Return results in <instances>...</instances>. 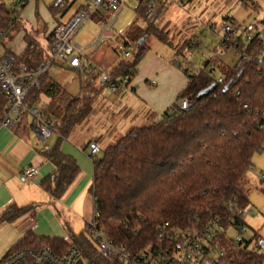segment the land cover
<instances>
[{"label":"trees","instance_id":"1","mask_svg":"<svg viewBox=\"0 0 264 264\" xmlns=\"http://www.w3.org/2000/svg\"><path fill=\"white\" fill-rule=\"evenodd\" d=\"M137 1L139 19L146 20L149 5L157 0ZM68 7L66 0L49 1L54 16L66 12ZM262 25L263 32L250 42L237 39L241 58L233 67L209 61L192 75L175 60L173 64L189 78L178 102L161 115H151L148 125L130 128L101 157L93 156L94 210L99 213L97 222L108 240L137 256L166 249L186 232H205L218 225L206 239L211 246L227 252L225 264H264V241L257 233L254 241L260 246L258 251L251 249V242L245 239L236 243L227 236L231 228L242 226L246 230V223L236 213L250 204L243 192L245 177L254 154L264 150V129H260L264 125V19ZM21 30H25L27 47L21 56L13 55L14 65L16 69L23 66L30 73L37 72L52 60L53 36L46 38V29L29 30L17 13L0 1V41L5 36L13 39ZM151 36L171 43L153 23L144 28L134 24L127 43L132 46L134 59L119 63L106 84L131 83ZM144 37L146 40L139 45ZM50 68L39 78L40 88L29 90L28 105L43 106L47 116L61 123L59 143L40 152L54 167V173L42 180V188L57 201L80 174L78 162L61 150L60 142L95 113L101 90H95L91 83L79 95H72L53 79ZM218 68L220 74L216 77ZM219 78L223 81L219 82ZM213 84H217L216 89L198 100V94ZM188 96L191 110L180 105ZM6 104L0 93V118ZM36 214L34 205L12 204L0 213V223L34 218ZM166 224L168 228L163 229ZM44 246L58 256L78 248L82 252L81 264H120L101 257L85 231L71 240L29 231L0 264L15 252L37 251Z\"/></svg>","mask_w":264,"mask_h":264},{"label":"crops","instance_id":"2","mask_svg":"<svg viewBox=\"0 0 264 264\" xmlns=\"http://www.w3.org/2000/svg\"><path fill=\"white\" fill-rule=\"evenodd\" d=\"M49 1L50 0H32L26 8L21 11L20 15V19L29 30L36 31L46 29V38L52 34L58 25L66 23L73 14L79 10L82 3V0H66L69 6L68 10L54 16L49 9ZM168 2L171 5L169 8L166 7ZM261 2L264 3V0H222L221 4L220 0H204L203 3L206 4L205 7L204 4L196 6L194 0H181V2H176L175 0H157L160 12L153 24L166 33L171 43L166 44L153 36L154 40H152L148 46L146 45L147 52L137 67L135 77L130 84L125 83L121 85L120 89L117 91V93H119L121 88L124 87L126 93L120 94L116 97L115 102H109L106 98V100L103 101V105L99 106L100 109L106 110L107 116L104 117L107 121L112 120V122L108 124L107 129H104L98 136L87 141L80 139L71 140V136H74L73 133H75L76 127L70 134L69 138L62 139L60 142L61 150L78 162L80 174L61 200H53L52 197L42 188V180L54 173V167L40 154L42 150H49L59 143V138L61 137L59 132L52 133L43 145L38 144L31 128L32 117L29 115L26 116L23 122L14 130H1L0 213L12 204H16L19 207L34 205L37 208V214L34 218L24 217L14 223H1L2 225H8L11 227V232H8V237L6 239L11 240L12 242L6 247L5 251H10L29 231H34L39 236L67 240H71L73 236L81 232H87V225L92 221L94 215V197L91 192L93 186L94 165L90 145L96 143L100 147V142H103L107 136L117 137L120 134L119 130L121 125L124 123V120L120 118L121 115H124L126 120L129 117L135 119L140 115L149 119L153 114L161 115L165 113L178 102L179 96L188 85L189 78L181 69L175 66L173 62L175 60L179 61L184 69L187 68L188 72L193 74L192 71L194 64L189 62V58L197 48L194 42L199 41L197 34L200 31H202V35L210 33V37L212 40L214 39V50L212 51L207 52L209 49H207L208 47L204 43L205 47L202 50V55H204L203 58L205 61L202 68L209 61H214L213 59L215 58H218L219 60L217 62L218 66L233 67L236 65L241 58V54L233 59L234 57L232 56V53H229L226 55V61L224 58L220 57L223 53L220 55H217L216 53V48L222 45L221 34L217 35L213 32V29L217 30L218 22L216 21L224 18V25L235 24L240 27V30L243 33L241 39L245 42L247 36H256L263 32V25L262 30H260V27H256L257 20L253 19L254 13L249 12L252 10L257 12L262 10ZM224 4L226 9L222 6ZM173 5H177L181 9L172 10ZM182 8L188 12L184 11ZM213 8L219 10V16H217L216 13L213 17L211 16L210 9ZM164 9L165 11H163ZM241 10H246V13H249L248 17L251 18L253 24L250 28L241 27L239 25L237 18H240L239 11ZM194 11H199V15H197V13H191ZM124 12L125 7H123L121 15ZM203 15L205 16L203 17ZM120 18L117 24L120 22ZM98 20V15L91 19V21H94L98 26L100 35L101 29ZM247 22L248 21H246V24ZM134 24L138 25L140 28H144L149 23H146L145 21L140 23L134 22L130 27L124 29L125 31L123 32H128L123 39L124 45L128 43L129 31ZM187 26H190V28L192 27L193 37H190L185 41L182 40L179 47L175 48L174 45H172V40L176 34L175 32H180V28H185L186 30ZM24 36L25 30H21L12 40L13 43L17 44V48L21 50L20 53L17 54L13 52L17 56H21L27 47ZM216 36L219 38L218 41ZM114 37L115 29L112 33L106 34L104 39L111 41ZM91 44H88L86 47L93 49L99 46L92 47ZM213 47H210V49ZM83 49L85 50V48ZM176 54L179 56H176ZM185 59L188 63H186L187 61H184ZM228 61H231L232 63H229ZM52 67H54L57 72H70L81 75L78 69L63 67L59 62H56ZM111 74L112 72L102 80V86H100L101 89L109 86V84H106V80L112 79ZM96 78L97 77L94 75L86 77L85 85L81 87V89L92 83V87L95 90H98V86L94 85ZM53 79L59 82L54 77ZM74 81L75 79H72L68 85H65L63 81L59 83L70 92L68 86L73 85ZM119 98L121 100H118ZM45 101L48 102L49 100L45 98ZM117 116L119 118L118 121H116ZM52 135H54V137L49 142ZM30 166L39 168V176L34 181L22 183L20 181V174L24 169ZM253 214L254 213H252V215Z\"/></svg>","mask_w":264,"mask_h":264},{"label":"built area","instance_id":"3","mask_svg":"<svg viewBox=\"0 0 264 264\" xmlns=\"http://www.w3.org/2000/svg\"><path fill=\"white\" fill-rule=\"evenodd\" d=\"M0 1L14 10L20 17L23 8L32 0ZM123 2L124 0H82L79 10L66 23L58 25L52 32L53 42L50 49L52 60L48 64L42 65L37 72L30 73L23 66L16 69L13 55H17L7 49L0 50V93L7 100L5 114L0 118V131L14 130L29 115L32 117L31 128L38 144L43 145L52 133H58V128L61 125L59 120L47 116L43 106L29 107V90L40 88L39 78L56 62H59L63 67L75 68L85 74L88 70V66L85 64V51L76 43L75 35L87 21L98 15L101 31L91 46L99 45L105 35L112 33L115 29L123 10ZM159 12L157 2L150 4L146 14L147 23H153ZM223 31L222 47L237 50L239 47L237 39L243 36L241 30L232 24H225ZM1 35L3 36L4 33L1 32ZM252 37L247 36L245 41L250 42ZM194 44L199 45L200 43L195 42ZM121 52L126 59L133 56L131 45L126 44ZM248 61L251 62L252 59ZM177 63L180 62L177 61ZM222 81L219 78V82ZM108 87L111 92H116L121 85L116 82L109 84ZM180 105L185 110H191L190 96L181 100ZM260 129H264V125L260 126ZM90 150L92 157L98 155L100 152L99 145L92 143ZM39 173L38 167L30 166L21 172L20 181L22 183L34 181ZM260 178L264 183V173L261 174ZM244 212L245 210H238L236 215L242 217ZM98 217L99 213L94 210L93 219L87 225V235L96 245L99 255L111 262L120 264H225L227 252L218 246H211L206 239L210 232L213 235V228H218V225L207 228L205 232L197 229L193 232H186L181 235L180 240L175 241L166 249L150 251L136 256L130 254L124 247L117 246L107 239L106 231L97 222ZM166 228H168V224L163 229ZM237 230L241 234L245 232L242 226H238ZM242 241V237L236 239V243ZM253 250H260V246L254 245ZM81 260L82 252L78 248H71L63 256H58L51 248L44 246L37 251L28 249L15 252L2 264H80Z\"/></svg>","mask_w":264,"mask_h":264},{"label":"rangeland","instance_id":"4","mask_svg":"<svg viewBox=\"0 0 264 264\" xmlns=\"http://www.w3.org/2000/svg\"><path fill=\"white\" fill-rule=\"evenodd\" d=\"M175 1L181 2V0H175ZM194 1L196 3V6H198L199 4H204L203 3L204 0H194ZM221 3L222 0H220V4ZM137 4H138L137 0H124L123 7H125V12L121 15L120 22L116 25L114 39L111 41L108 39H103V41L99 44L97 48L91 49L86 47L88 44H91L94 41V39H96L99 35L98 26L95 24L94 21L91 20L87 21L77 32L75 36L76 37L75 41L76 43L80 44L83 48H85L84 50L86 55L85 64L88 66V70L85 74L81 72H80L81 75L77 73L73 74L70 72L67 73L57 72L54 69V67H51L49 71L50 75L53 76L59 82L63 81L65 85H68L72 79H75L74 84L68 87L70 92L76 96L79 95L81 87L85 85L86 77L91 75L97 77L94 81L95 82L94 85L98 86L97 89L100 90L101 89L100 86H102L101 84L102 80L106 78V76L110 75L113 69L117 65H119V63H121L124 60H127L126 58L123 57L121 52V50L124 49L125 47L123 39L125 38V35L128 33V32H123L125 31L124 29L130 27V25H132L134 22L140 23L142 21H145L147 23L146 20H139V16L136 12ZM261 4H262V10H259V12L254 10L249 11L250 13H254L253 19L257 20L256 27H260V30H262V20L264 19V3L261 2ZM204 5L206 7V4ZM222 6L224 7L225 4ZM166 7L167 8L171 7L169 2ZM165 9L163 11H165ZM180 9L181 8H179L177 5L172 6V10H180ZM224 9H226V7H224ZM183 10L188 12L185 9ZM210 12L212 17L215 15V13L217 14V16L220 15L219 10L215 8L210 9ZM191 13L192 14L197 13V15H199V11H194ZM248 14L249 13L248 12L246 13V10L239 11L240 18H237V21L239 22V25L241 27L250 28L251 25L253 26L251 22L252 20L250 17H248ZM205 15H203V17ZM223 19L217 20L216 21L218 22L217 30L213 29V32H215V34L217 35L221 34L222 37L224 36ZM246 21H248L247 24ZM233 25L240 29V27L236 26L235 24ZM175 33L176 34L174 38L172 34V38H173L172 45H174L175 48L179 47L180 42L182 40L185 41L186 39L193 37L192 27L190 28V26H187L186 30L185 28H180V32H175ZM210 36H211L210 33L208 34L206 33L202 35V31H200L197 34L199 41H195V42H198L200 44L196 45L197 47L196 50L193 51V53L190 55L189 58V62L191 64H194L192 71L193 74L198 72L204 64L205 60L203 58L204 55H202V50L204 49L205 44L208 47L207 49H209L207 50V52L214 50L213 47L214 39L212 40ZM216 37L218 41L219 38L218 36ZM12 40L13 39H11L10 36H5L0 42V48H1L0 50L7 49L16 54L20 53L21 50L17 48V44L13 43ZM152 40H154V37L153 36L149 37L146 41V45L148 46V44L152 42ZM210 47L213 48L210 49ZM216 49H217L216 52L217 55L223 53V55L220 57L224 58V60L226 61H227L226 55H228L229 53H232V56L234 57L233 59H235L240 55V52L237 51L235 48H225L222 47V45H220ZM133 57L134 56L128 58V60L132 61L134 59ZM213 60L216 64L219 61L218 58H215ZM228 62L232 63L231 61ZM219 74H220V69L218 68L217 72L215 73V76L217 77ZM118 89H120V87ZM117 91L111 92L108 86H106L104 89H101L100 94L94 105V107H96L95 113L91 116V118L88 121L84 122L82 125L77 126V128L75 129V133H73L74 136H71V140L80 139L83 141L84 140L87 141L94 138L95 136H98L101 131L108 128V124L111 123L112 120L107 121V119L104 117L107 116L106 110L100 109L99 106L103 105V101H105L106 98L109 102H115L116 97H118L120 94L126 93L124 87L121 88L119 93H117ZM118 100L121 99L119 98ZM120 118L124 120V123L121 125V128L119 130L120 133L118 135L119 137L107 136L103 142H100L101 146L99 148L101 149L100 152L98 153L99 157L103 155L104 150L108 146L115 144L130 128L135 126L141 127L144 125H148L150 123L149 119H146L142 115L136 117L135 119H133V117H129L126 120L124 115H121ZM118 120L119 118L117 116L116 121ZM53 137L54 135L51 136L49 142ZM262 173H264V150L254 154L252 158V166L249 168L246 174L245 182L243 185V192L250 201L249 206L245 209L244 215L241 217L242 220L245 223H247L246 230L245 232H243V234H241L235 228H231L227 232V236L231 239L236 240L237 238L242 237L243 239H245V241L251 242V246H250L251 249H253L255 245L254 238L256 236V233L257 235L260 236V240L264 241V183L261 181L260 178ZM250 211H252V213L254 214L253 215L250 214ZM10 229L11 227H9L8 225H2L0 223V259L9 252V250L5 251V249L12 242L11 240L6 239L8 237L7 235L8 232H11Z\"/></svg>","mask_w":264,"mask_h":264},{"label":"water","instance_id":"5","mask_svg":"<svg viewBox=\"0 0 264 264\" xmlns=\"http://www.w3.org/2000/svg\"><path fill=\"white\" fill-rule=\"evenodd\" d=\"M146 40V37L142 38L139 42V45H142V43ZM217 84H213L210 87H208L207 89L201 91L198 96L197 99H201L204 96H208L214 89H216ZM262 247H264V242L262 243Z\"/></svg>","mask_w":264,"mask_h":264}]
</instances>
